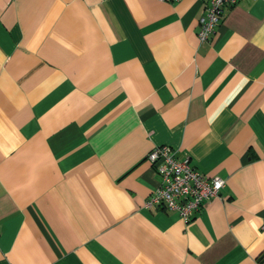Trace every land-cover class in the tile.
<instances>
[{
    "label": "crops",
    "instance_id": "crops-1",
    "mask_svg": "<svg viewBox=\"0 0 264 264\" xmlns=\"http://www.w3.org/2000/svg\"><path fill=\"white\" fill-rule=\"evenodd\" d=\"M0 0V264H264V0ZM225 179L188 220L147 153Z\"/></svg>",
    "mask_w": 264,
    "mask_h": 264
},
{
    "label": "built area",
    "instance_id": "built-area-1",
    "mask_svg": "<svg viewBox=\"0 0 264 264\" xmlns=\"http://www.w3.org/2000/svg\"><path fill=\"white\" fill-rule=\"evenodd\" d=\"M178 1V0H163ZM203 13L199 18L197 37L206 41L214 33L224 6L234 5L238 0H202ZM155 173L159 184L147 200L149 206H164L176 210L185 220L192 217L202 203L220 195L225 179L207 176L190 164L188 157L178 159L168 145H158L145 157Z\"/></svg>",
    "mask_w": 264,
    "mask_h": 264
}]
</instances>
